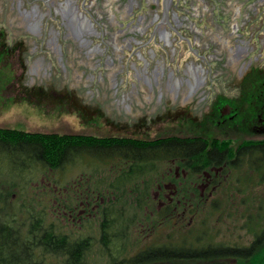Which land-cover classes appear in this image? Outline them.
Masks as SVG:
<instances>
[{
    "label": "water",
    "instance_id": "obj_1",
    "mask_svg": "<svg viewBox=\"0 0 264 264\" xmlns=\"http://www.w3.org/2000/svg\"><path fill=\"white\" fill-rule=\"evenodd\" d=\"M264 89V0H0V120L202 129Z\"/></svg>",
    "mask_w": 264,
    "mask_h": 264
},
{
    "label": "trees",
    "instance_id": "obj_2",
    "mask_svg": "<svg viewBox=\"0 0 264 264\" xmlns=\"http://www.w3.org/2000/svg\"><path fill=\"white\" fill-rule=\"evenodd\" d=\"M178 139L146 141L113 136L33 134L1 128L0 179L7 183L6 189L28 187L33 181L25 183V178L30 179L37 171L46 181L42 185L37 182L41 188H34L30 199L20 198L18 205L13 203V192L0 189V264H50L51 258H60L63 264H182L252 258L264 239V230L247 246L187 244L184 239L180 245L172 242L149 245L132 252L153 228L165 224L164 219L176 213L180 205L189 209V215H194L197 207L190 205L196 202L193 196L198 195L196 190L200 188L197 178L213 177L212 192L217 176L240 169L236 168L240 166L238 153L211 156L213 161L206 162L192 156L197 155L198 146ZM262 158L264 153L261 162ZM171 162H179L185 170L194 163V170L224 165L227 169L179 175H168L169 170L161 173L160 166ZM80 168L78 181H66L65 172ZM177 181L181 185L175 187L172 197L175 207H171L170 200H165L162 193ZM70 185L75 187L67 192L59 191L60 187ZM48 194L56 202L53 207L56 214L82 222L76 226L80 228L78 233L87 235L75 237L57 231L51 222H44L43 213H47L37 208L43 204L40 197ZM161 205L165 208H160ZM211 205H217L215 199ZM22 214L28 217L22 219ZM26 220H29L27 224Z\"/></svg>",
    "mask_w": 264,
    "mask_h": 264
},
{
    "label": "rangeland",
    "instance_id": "obj_3",
    "mask_svg": "<svg viewBox=\"0 0 264 264\" xmlns=\"http://www.w3.org/2000/svg\"><path fill=\"white\" fill-rule=\"evenodd\" d=\"M255 93V92H253ZM249 96L246 100H249ZM16 129L19 131H26L29 133H49L60 135H83V136H95V137H128L137 138L141 140H155L156 138H164L166 136L172 137H199L209 136L211 134H220L223 132L222 128L209 124L202 129H160V128H95V127H62L52 125H42L37 123L18 122L9 120H0V129ZM238 138V137H237ZM239 140H232L230 144L236 146L239 144ZM234 147H232L233 149ZM180 163H167L160 166L161 173H165L168 170L180 171L178 168ZM82 168L65 172L66 181L75 182L80 178ZM264 174V167L259 170L250 169L249 167L240 168L239 170H233L226 176H217L216 184L212 186V192H210L212 179L209 175L206 177H200L196 179V183L200 185L197 188V196H193L196 202H191V208L197 207L194 215L188 214V208L180 205L178 210L172 212L171 215L164 219L165 224L159 225V227L153 228L148 236L141 239L134 248L137 252L140 249H145L149 245H160L175 243L180 245L185 239L187 244L204 245L211 244H223V245H238L247 246L256 239L258 234L264 230V180L262 176ZM45 175V174H44ZM171 175V174H168ZM179 175V173H178ZM186 176V174H184ZM179 178V176H177ZM32 180V184L26 188L6 189L7 183H3L0 179V189L2 192H13L14 201L17 205L20 204V198L30 199L34 195V188H41L37 185L39 182L41 185L44 183L45 176L42 173L36 172L30 179L25 178L26 181ZM177 181L175 184L168 185V189H165V193H162L165 200H170L171 207L174 206V193L175 187L179 184ZM62 184V183H60ZM37 185V186H34ZM75 186L60 187V192H67L70 188ZM38 194V193H37ZM30 195V197H29ZM36 196V195H35ZM18 201L16 202V198ZM39 197V196H37ZM43 204L38 205L37 210L43 209L46 213L44 215V222L55 224L56 230L66 234H73L75 237L79 235H87L80 232V228L76 227L82 222L76 219H63L62 215L56 214V209L53 207L56 202L53 201L51 194L40 197ZM213 199L216 200V206H212ZM23 202V199L21 200ZM28 203V202H27ZM45 205L46 207H43ZM160 208H165V205H161ZM190 208V209H191ZM56 214V215H55ZM38 215V214H37ZM79 216V215H78ZM28 215L22 214L21 218L26 219ZM169 218H173L170 221ZM76 220V221H75ZM168 220V221H167ZM29 220H26V224ZM96 225H94L95 227ZM73 228V230L71 229ZM83 230V229H82ZM87 232V231H86ZM96 233V228L93 231ZM88 233V232H87ZM50 264H63L60 258H51ZM170 264V263H167ZM175 264V263H172ZM182 264H264V239L260 243V248L248 260H219L215 262H193Z\"/></svg>",
    "mask_w": 264,
    "mask_h": 264
},
{
    "label": "flooded vegetation",
    "instance_id": "obj_4",
    "mask_svg": "<svg viewBox=\"0 0 264 264\" xmlns=\"http://www.w3.org/2000/svg\"><path fill=\"white\" fill-rule=\"evenodd\" d=\"M212 125L222 128L223 132L220 134H211L209 136H193L188 138L179 137L180 139L178 140L186 143L192 142L193 145L198 146L195 149V151H197V155L192 154V156L195 158L201 157V159H204L206 162L207 160L213 161L211 156L215 158L221 154L228 156L229 154L235 155V153H238L240 166L236 168L264 166V158L261 159L262 162L260 161V158L264 153V89H262V91L252 93L249 100H244L237 109L230 113L229 116L212 123ZM232 140H239L241 142L234 146L230 144ZM232 147L234 148L232 149ZM178 161L180 162V160ZM171 163L175 164V162ZM193 165H189V169L185 170L183 168L178 172H172L169 170L167 174L227 169L224 165L222 167H201L198 170H194L196 167L195 163ZM179 167L181 166L178 165V168ZM228 169L233 168L228 167Z\"/></svg>",
    "mask_w": 264,
    "mask_h": 264
}]
</instances>
